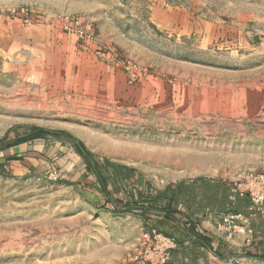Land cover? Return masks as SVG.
Here are the masks:
<instances>
[{
  "label": "rangeland",
  "instance_id": "1",
  "mask_svg": "<svg viewBox=\"0 0 264 264\" xmlns=\"http://www.w3.org/2000/svg\"><path fill=\"white\" fill-rule=\"evenodd\" d=\"M20 7L23 24L45 25L0 78V145L39 135L51 160L24 172L0 155V264H143L144 232L174 250L190 220L216 240L244 236L219 227L248 213L234 183L264 172V0ZM81 151L114 196L171 208L174 223L113 211Z\"/></svg>",
  "mask_w": 264,
  "mask_h": 264
},
{
  "label": "crops",
  "instance_id": "2",
  "mask_svg": "<svg viewBox=\"0 0 264 264\" xmlns=\"http://www.w3.org/2000/svg\"><path fill=\"white\" fill-rule=\"evenodd\" d=\"M25 2L27 0H0V8L18 7ZM44 25L23 24L18 19L0 16V78L5 73H11L9 70L12 69V60L19 57L23 47L28 48L29 44L35 43V32L43 31ZM38 141L32 139L4 148L0 150V155L8 157L12 167L21 171L40 169L48 165L51 159L37 148ZM246 202L249 204L247 199H238V203ZM188 226L189 223L181 229L186 235V241L177 244L166 264H264V219L260 215L251 222L252 235L249 240H246V236H237L226 241L216 240L198 226L189 232ZM203 229L206 230L205 227ZM198 234L207 236L208 244L197 240L195 235Z\"/></svg>",
  "mask_w": 264,
  "mask_h": 264
},
{
  "label": "built area",
  "instance_id": "3",
  "mask_svg": "<svg viewBox=\"0 0 264 264\" xmlns=\"http://www.w3.org/2000/svg\"><path fill=\"white\" fill-rule=\"evenodd\" d=\"M28 12V9L22 7L0 9V16H7L13 19L20 18L28 22ZM230 191L231 203L241 198L248 200V213L239 211L228 213L222 218V225L219 228L225 230L228 238L235 234H240L246 236V240H249L252 235L250 218L258 214L264 219V172L248 171L244 173L239 181L234 183ZM142 237L143 264H166L175 247L174 240L155 230L144 232Z\"/></svg>",
  "mask_w": 264,
  "mask_h": 264
},
{
  "label": "trees",
  "instance_id": "4",
  "mask_svg": "<svg viewBox=\"0 0 264 264\" xmlns=\"http://www.w3.org/2000/svg\"><path fill=\"white\" fill-rule=\"evenodd\" d=\"M42 131V130H41ZM39 135H30V134H24L22 136L17 137L15 140L11 141V142H7L3 145H0V150L16 145L18 143L21 142H25L28 140H32L35 139L36 137H38ZM81 153L86 156L89 160V169H92L94 171V173L96 174L97 177V182L100 185V190L104 191L108 197L109 202L112 204L113 206V211H127V210H132L133 208L136 209H140L142 212L147 213V212H152V213H159V214H163L166 216L165 219L167 220H171L172 223H174V219H172L171 217H169V215L174 212L171 208H167V209H157L154 208L150 205H139L138 202L136 201H123L120 200L119 197L114 196L113 193L108 189L107 183H108V179L107 176L105 177V175L102 173V171L100 170V168L98 167L97 163L92 159V157L89 155V153L86 152H82ZM121 203V204H120ZM189 226L187 228V231L192 232L195 228H196V223L194 221H188ZM195 238L197 240H199L202 243L208 244V239L201 235H195Z\"/></svg>",
  "mask_w": 264,
  "mask_h": 264
}]
</instances>
